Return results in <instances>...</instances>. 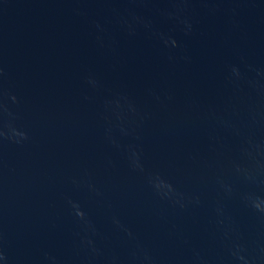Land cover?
I'll list each match as a JSON object with an SVG mask.
<instances>
[{
    "label": "water",
    "instance_id": "95a60500",
    "mask_svg": "<svg viewBox=\"0 0 264 264\" xmlns=\"http://www.w3.org/2000/svg\"><path fill=\"white\" fill-rule=\"evenodd\" d=\"M0 264H264V0H0Z\"/></svg>",
    "mask_w": 264,
    "mask_h": 264
}]
</instances>
